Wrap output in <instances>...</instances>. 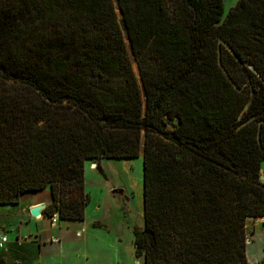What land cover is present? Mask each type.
I'll return each instance as SVG.
<instances>
[{
	"label": "trees",
	"instance_id": "1",
	"mask_svg": "<svg viewBox=\"0 0 264 264\" xmlns=\"http://www.w3.org/2000/svg\"><path fill=\"white\" fill-rule=\"evenodd\" d=\"M142 146L145 264H251L264 0H0V205L49 189L82 221L86 162Z\"/></svg>",
	"mask_w": 264,
	"mask_h": 264
},
{
	"label": "rangeland",
	"instance_id": "2",
	"mask_svg": "<svg viewBox=\"0 0 264 264\" xmlns=\"http://www.w3.org/2000/svg\"><path fill=\"white\" fill-rule=\"evenodd\" d=\"M237 2L224 0V16ZM133 65L140 79L138 65L135 61ZM143 151L144 146L141 155L134 159H102L103 172L96 168L97 162L88 160L85 182L91 199L85 219L60 221L62 230L50 226L51 221L44 210L39 217L31 214L34 207L24 211L27 202L49 199L48 189L22 195L19 204L0 205V223L10 224L11 228V231L3 228L9 233L10 241L6 249L0 250L6 256L7 264H62L68 261L75 264H145L144 255H137L135 246V230L143 228L145 223ZM41 217L43 222L38 220ZM257 221L263 220L250 218L247 221L248 240L257 236V229L258 238L264 236V226H258ZM30 227L34 231L41 229L43 235L36 232L37 235L32 236ZM34 241L48 243L39 252Z\"/></svg>",
	"mask_w": 264,
	"mask_h": 264
},
{
	"label": "crops",
	"instance_id": "3",
	"mask_svg": "<svg viewBox=\"0 0 264 264\" xmlns=\"http://www.w3.org/2000/svg\"><path fill=\"white\" fill-rule=\"evenodd\" d=\"M91 167L94 168L92 165H91ZM85 169H86V167H85ZM261 173H262V175H264V162H263V165H262V172ZM50 202H51V197L49 199H46V200H36V201H33V202H29V203L27 202L26 205L24 206V211H26L27 209L30 210L31 207H36V206H39L41 204H44L46 206ZM24 218H25V216L22 218V221H23ZM38 220H42V221H39V222H43V218L42 217L39 218ZM262 220L263 221H257L256 224H258V226H264V219L262 218ZM60 221L65 222V221H76V220H61L60 219L59 222ZM36 222L37 221H35L34 223H36ZM59 222L57 223L56 226H52L51 222H50V226L51 227H60L61 223H59ZM29 223H31V221L27 222L26 224H29ZM0 227L2 228L1 230L3 232H5V233H7V232L4 231L3 228H6V230H10L11 231L10 224L0 223ZM67 228H69V227H67ZM59 229L62 230L61 227ZM28 230H29V234H32V236H34V237L37 235V233L40 236L43 235V231H40L41 229L34 231L30 227ZM255 233H256L257 236L254 237V239L251 240L252 244H247V256H248V260H249V262L251 264H261L264 261V236H263L262 239L258 238V234H257L258 233V229L255 231ZM7 235L10 236L9 233H7ZM52 236H55V235H52ZM47 237H50V236H47ZM9 241H10V237H9ZM34 243H35L36 247L38 248L39 252H41V250L47 245L48 242L45 243V242L34 241ZM6 245L4 247H2V248L0 247V250L6 249ZM1 253H0V260L3 259L5 261V263L7 264L6 256L2 255ZM37 264H40V263H37ZM62 264H75V263L73 261H68V262H64Z\"/></svg>",
	"mask_w": 264,
	"mask_h": 264
},
{
	"label": "built area",
	"instance_id": "4",
	"mask_svg": "<svg viewBox=\"0 0 264 264\" xmlns=\"http://www.w3.org/2000/svg\"><path fill=\"white\" fill-rule=\"evenodd\" d=\"M49 219L51 221V225L56 226L60 220V217L59 214L55 212L49 217ZM8 242H9V236L7 235V233L3 232L0 229V247L1 248L4 247Z\"/></svg>",
	"mask_w": 264,
	"mask_h": 264
},
{
	"label": "water",
	"instance_id": "5",
	"mask_svg": "<svg viewBox=\"0 0 264 264\" xmlns=\"http://www.w3.org/2000/svg\"><path fill=\"white\" fill-rule=\"evenodd\" d=\"M96 164H94L95 166ZM264 179V177H263ZM45 205L44 204H41L39 206H36L34 208L31 209V214L34 216V217H39L40 215H42V212L43 210L45 209Z\"/></svg>",
	"mask_w": 264,
	"mask_h": 264
},
{
	"label": "bare ground",
	"instance_id": "6",
	"mask_svg": "<svg viewBox=\"0 0 264 264\" xmlns=\"http://www.w3.org/2000/svg\"><path fill=\"white\" fill-rule=\"evenodd\" d=\"M248 244H252V241L251 240H248V242H247Z\"/></svg>",
	"mask_w": 264,
	"mask_h": 264
}]
</instances>
